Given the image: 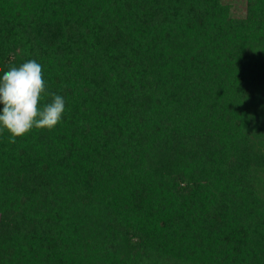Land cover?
I'll list each match as a JSON object with an SVG mask.
<instances>
[{
	"label": "trees",
	"instance_id": "trees-1",
	"mask_svg": "<svg viewBox=\"0 0 264 264\" xmlns=\"http://www.w3.org/2000/svg\"><path fill=\"white\" fill-rule=\"evenodd\" d=\"M27 60L65 111L0 132V264H264V0H0Z\"/></svg>",
	"mask_w": 264,
	"mask_h": 264
},
{
	"label": "clouds",
	"instance_id": "clouds-1",
	"mask_svg": "<svg viewBox=\"0 0 264 264\" xmlns=\"http://www.w3.org/2000/svg\"><path fill=\"white\" fill-rule=\"evenodd\" d=\"M46 87L36 60L13 66L0 77V132L10 134L9 143L33 128L52 130L61 121L66 103L61 95L51 93V102L39 107Z\"/></svg>",
	"mask_w": 264,
	"mask_h": 264
},
{
	"label": "rangeland",
	"instance_id": "rangeland-1",
	"mask_svg": "<svg viewBox=\"0 0 264 264\" xmlns=\"http://www.w3.org/2000/svg\"><path fill=\"white\" fill-rule=\"evenodd\" d=\"M235 4V5H233ZM232 5L236 8V11L238 12L240 9V7H242L243 5L240 4V2H236V3H233Z\"/></svg>",
	"mask_w": 264,
	"mask_h": 264
}]
</instances>
